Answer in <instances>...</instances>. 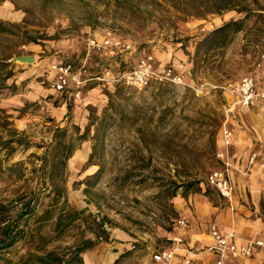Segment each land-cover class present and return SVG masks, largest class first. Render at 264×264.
I'll return each mask as SVG.
<instances>
[{
    "label": "rangeland",
    "instance_id": "1",
    "mask_svg": "<svg viewBox=\"0 0 264 264\" xmlns=\"http://www.w3.org/2000/svg\"><path fill=\"white\" fill-rule=\"evenodd\" d=\"M247 1L254 10L264 8V0ZM209 9L204 0H0V62L9 64L0 80V87L6 84L0 88V205L14 222L25 202L36 213L19 220L25 232L0 250V264H42L39 255L50 251L67 255L96 239L100 224L110 240L85 251L84 264L109 258L111 264H149L169 244L177 221L190 219L203 200L229 207L236 225V202L232 211L204 185L219 167L225 124L235 135L238 84L244 77L264 82V12L245 18L236 10ZM243 18L242 31L211 35ZM108 31L136 51L122 60L97 54L92 73L102 66L126 71L152 54L157 64L183 72L185 83L138 89L94 80L79 100L52 90L51 62L82 56L89 37ZM90 123L88 140L67 166L50 172L44 156L55 130L71 135L75 125L83 132ZM51 180L64 189L63 198L45 214L54 196ZM194 182L200 184L183 192L181 185Z\"/></svg>",
    "mask_w": 264,
    "mask_h": 264
},
{
    "label": "built area",
    "instance_id": "2",
    "mask_svg": "<svg viewBox=\"0 0 264 264\" xmlns=\"http://www.w3.org/2000/svg\"><path fill=\"white\" fill-rule=\"evenodd\" d=\"M106 50L128 54L135 52L136 48L133 43L113 35L112 31L106 32L101 38L91 36L86 41L84 53L78 56L79 58L76 57V60H53L51 62L49 69L53 76L48 80L52 90L79 100L83 98L86 86L94 80L104 85L125 84L138 89H145L157 82L185 83L186 76L183 72L170 64H157L152 54L141 55L135 65L126 71L115 73L110 67L102 66L101 71L92 73L90 61L94 55ZM236 94L237 103L246 108H251L258 102L264 101V89L258 88L253 77H244L236 88ZM222 136V147L216 153L220 164L210 172L206 184L218 193L234 211L235 187L232 178L233 171L236 170L233 163L234 131L225 124ZM257 161L258 153L252 152L244 171L245 175ZM260 165L264 167V163ZM189 224L188 218H180L170 237L169 244L156 250L149 264H193L194 251L186 238ZM210 229L214 244L209 251L216 255L214 264H233L241 257H252L257 249H264V234L258 238L241 239L234 228L229 233H223L218 225L213 224Z\"/></svg>",
    "mask_w": 264,
    "mask_h": 264
},
{
    "label": "crops",
    "instance_id": "3",
    "mask_svg": "<svg viewBox=\"0 0 264 264\" xmlns=\"http://www.w3.org/2000/svg\"><path fill=\"white\" fill-rule=\"evenodd\" d=\"M101 55L105 56V60L111 58L122 60L127 57L125 53L110 50L104 51ZM93 62L92 59L91 65ZM261 74L263 79L264 68ZM256 82L259 89H264V82L257 80ZM237 107L235 110L237 119L234 121L237 127L233 145V163L236 170L233 171L232 178L235 187L234 202L239 211V219L236 225H233L229 207L224 209L203 200L198 211L195 214L190 213V224L186 231V238L194 251L193 264L215 263L216 255L209 251L214 244L210 229L213 224L218 225L223 233H229L234 228L241 239L258 238L264 234V167L260 165L264 163V101L251 108L242 106L239 110ZM252 152L258 153V161L245 175L244 171ZM206 187L207 185H204V188ZM233 264H264V249H257L252 257H241Z\"/></svg>",
    "mask_w": 264,
    "mask_h": 264
},
{
    "label": "trees",
    "instance_id": "4",
    "mask_svg": "<svg viewBox=\"0 0 264 264\" xmlns=\"http://www.w3.org/2000/svg\"><path fill=\"white\" fill-rule=\"evenodd\" d=\"M204 1L211 8L209 9V11L211 12L222 13L223 11L226 10L227 11L236 10L241 14H245V18L251 17L253 14L258 13L259 10L264 12V8H259L257 10L250 8L247 0L244 1V4L241 3V0H204ZM185 14L187 17L194 16V14L191 13H185ZM245 18L232 19L226 22L221 27L214 30L211 35L215 36L216 34H226L228 32L237 33L239 31H242L245 26ZM76 59H77L76 57H69L63 60L74 61ZM8 65L9 64L6 62H0V80L2 77L1 75L2 71H4L8 67ZM11 76H12V72L10 71L5 76V81H7ZM5 81L1 84H4ZM4 86H6V84L2 85L0 88ZM0 112H3V109L0 108ZM94 124L90 123L89 126L86 127L85 131L83 132L78 125H75L76 132H74L71 135L69 134V131L66 128L58 127L55 130V134H54L55 144L51 149V151L49 152V154L47 152L44 156L45 165L49 164L48 167L50 172L56 170V168H59V166H63L64 168L67 166L68 160L73 156L75 151L79 148L80 144L88 140L89 130L92 126H94ZM101 129L103 128L100 126V123H96L97 133L100 132ZM48 155H50L49 159H48ZM93 177H95V174L92 176V178ZM51 184L53 186L52 191L54 193V196L51 198V201L45 210V214H50L52 208L58 206L60 200L63 198L62 196L64 189L60 185H58L54 180H51ZM199 184H200L199 182H194L190 184L184 183V185H181V187L184 189L183 192L188 193L193 188V186ZM23 205L24 206L22 208V211L19 214V220H21L22 216L25 214L28 216L36 214L35 207L31 206V201L25 202L23 203ZM5 207L6 205H0V250L13 246L19 240V238L22 237L21 234L25 232L24 229L20 228L19 220L14 222V220L13 221L9 220L6 217ZM61 223H62V217L59 221V224ZM95 234H96V239H89L85 241L82 245L75 246V248L67 255L57 253L56 251H50L46 255H39V260L42 264H84L83 253L85 251L93 248L95 245L101 242V240H105V241L110 240V232H108L107 229L103 228L102 224L98 226V231L95 232Z\"/></svg>",
    "mask_w": 264,
    "mask_h": 264
},
{
    "label": "water",
    "instance_id": "5",
    "mask_svg": "<svg viewBox=\"0 0 264 264\" xmlns=\"http://www.w3.org/2000/svg\"><path fill=\"white\" fill-rule=\"evenodd\" d=\"M18 60L24 61V62H33L35 61L34 56H20L17 58Z\"/></svg>",
    "mask_w": 264,
    "mask_h": 264
},
{
    "label": "bare ground",
    "instance_id": "6",
    "mask_svg": "<svg viewBox=\"0 0 264 264\" xmlns=\"http://www.w3.org/2000/svg\"><path fill=\"white\" fill-rule=\"evenodd\" d=\"M13 16H14V17H17V14H14ZM109 259H110V258H109ZM109 259H107V260L105 261V264H111V261H110Z\"/></svg>",
    "mask_w": 264,
    "mask_h": 264
}]
</instances>
